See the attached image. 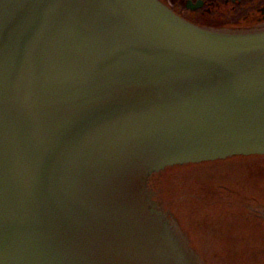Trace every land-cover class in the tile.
I'll list each match as a JSON object with an SVG mask.
<instances>
[{"label":"water","instance_id":"obj_1","mask_svg":"<svg viewBox=\"0 0 264 264\" xmlns=\"http://www.w3.org/2000/svg\"><path fill=\"white\" fill-rule=\"evenodd\" d=\"M258 261L264 27L0 0V264Z\"/></svg>","mask_w":264,"mask_h":264},{"label":"flooded vegetation","instance_id":"obj_2","mask_svg":"<svg viewBox=\"0 0 264 264\" xmlns=\"http://www.w3.org/2000/svg\"><path fill=\"white\" fill-rule=\"evenodd\" d=\"M161 1L169 6L179 16L198 26L215 29H254L264 27V0ZM256 215L257 214L252 216L246 215L243 217L247 222L246 226L248 229H251L254 225L255 229L260 228L258 227L259 225H256V223H258L257 219H260L261 216L258 215L255 218ZM253 220H255V223ZM252 241L253 240L249 238L248 244L253 245L252 247L262 243V241ZM250 261L251 260H249L248 263ZM257 264L262 263L261 261H258Z\"/></svg>","mask_w":264,"mask_h":264}]
</instances>
